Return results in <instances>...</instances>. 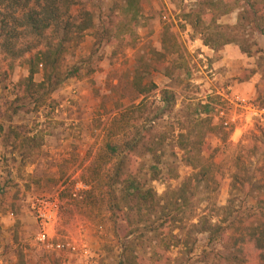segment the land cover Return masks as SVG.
<instances>
[{"label": "rangeland", "instance_id": "1", "mask_svg": "<svg viewBox=\"0 0 264 264\" xmlns=\"http://www.w3.org/2000/svg\"><path fill=\"white\" fill-rule=\"evenodd\" d=\"M202 1L142 0L137 41L131 48L98 44L92 32L84 35L70 47L63 62L64 69L80 66L81 77L66 81L39 111L33 101L17 97L29 75L25 59L15 64L9 80H0V264L119 262L120 245L107 212L80 204L84 198L80 193L87 189L80 177L88 152L103 144L106 127L120 108L140 101L132 86L136 73H150L144 83L157 86L151 95L156 107L163 89L174 91L177 98L174 113L150 116L159 136L167 139L158 146L162 153L158 179L152 180L156 174L150 170L154 167L150 156L138 163L147 165L142 177L159 196L179 188L193 173L173 140L179 124L191 128L195 150H207L204 157L217 164L219 185L212 204L222 209L232 198L233 174L252 185L244 193L233 192L230 221L234 225L217 242L209 243L207 235H198L190 253L182 245L167 250L146 236L138 254L150 260L148 264H233L228 260V237L251 222L256 198H264V36L247 21L239 25L240 15L251 16L245 0H225L232 12L218 20L223 28L211 30L213 44L206 47L184 18L197 11ZM94 2L101 30L111 8L123 0ZM219 33L231 43L223 45ZM174 39L180 52L173 47ZM93 64L96 71L90 74ZM154 65L165 74L154 72ZM0 66L5 69V63ZM35 81L40 82L41 75ZM236 95L248 99V104H239L233 98ZM198 104L208 106L201 116L204 122L196 119ZM188 105L194 106L188 109ZM187 113H194L190 123L185 122ZM35 136L43 138L38 148L24 140ZM238 155L244 157L245 165H235ZM76 198L79 202L72 201ZM38 200L57 201L58 218L48 233L49 243L64 246L61 252L38 240L43 231L34 210Z\"/></svg>", "mask_w": 264, "mask_h": 264}, {"label": "trees", "instance_id": "2", "mask_svg": "<svg viewBox=\"0 0 264 264\" xmlns=\"http://www.w3.org/2000/svg\"><path fill=\"white\" fill-rule=\"evenodd\" d=\"M245 1L251 16L240 15L239 25L247 21L264 36V0ZM141 2L123 0L122 4L116 3L111 8L106 27L100 30L96 22L98 6L94 0H0V63H5V69L0 66V80H9L15 64L25 59L29 75L20 84L17 97L33 101L37 111L45 108L53 93L66 81L81 77L80 66L64 69L63 62L70 47L84 35L92 32L98 44L105 42L121 49L135 45ZM225 3V0H204L197 11L184 16L206 47L211 48L213 44L211 30L223 28L217 25L218 20L232 12ZM219 36L224 39L223 45L231 43L221 33ZM173 47L180 52L175 39ZM95 71L93 64L90 74ZM154 72L165 74L159 65H154ZM149 74L136 73L132 86L138 96L136 101H140L120 108L106 127L103 144L88 152L80 177V182L87 188L80 193L84 195L80 204L104 208L108 214L107 221L112 225L111 232L121 250L117 264H148L150 260L145 261L138 254L146 236H151L167 250L182 245L190 253L198 235H207L209 243L217 242L234 225V221H230L235 203L233 192L244 193L252 186L233 174L232 198L222 209L212 204V195L219 185L214 170L217 164L211 157H204L207 150H195L191 128L186 129L182 124L173 140L178 144L183 162L192 170L191 176L179 188L167 189L163 196L143 179L147 165L138 163L148 156L154 164L150 170L156 174L152 180L158 179V165L162 161L158 146L167 140L159 136V128L150 116L155 113L162 118L167 113H174L177 105L175 92L163 89L160 105L155 106L151 95L158 88L152 82L144 83ZM37 75H41L38 83L35 81ZM188 106L191 109L194 105ZM207 109L208 106L198 104L194 112L198 121L206 120L201 116ZM194 113H187L186 123H190ZM24 140L28 144L34 143L36 148L43 145L42 137ZM244 162L241 155L235 157V165L240 167L245 165ZM70 194L71 197L75 195ZM72 201L79 202L77 198ZM255 202L251 222L228 237V260L233 264H264V198H256Z\"/></svg>", "mask_w": 264, "mask_h": 264}, {"label": "built area", "instance_id": "3", "mask_svg": "<svg viewBox=\"0 0 264 264\" xmlns=\"http://www.w3.org/2000/svg\"><path fill=\"white\" fill-rule=\"evenodd\" d=\"M164 20H167V17L164 16ZM234 100L237 101L239 104H248L247 101L248 99L242 98L241 96H234ZM229 102L232 100L228 99ZM232 103V102H231ZM224 114L221 113V116ZM234 122V121H233ZM225 127L228 128L230 126V123H225ZM34 210L37 214V218L40 221L43 231L38 235V240L42 243L48 242V246L52 249H56L57 251H62L61 249L64 250V246L57 244L55 247L53 243H49V233H48V228L50 225L55 224L58 218V205L57 201H47V200H38L36 204H34Z\"/></svg>", "mask_w": 264, "mask_h": 264}]
</instances>
